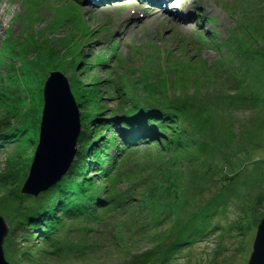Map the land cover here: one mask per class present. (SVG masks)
<instances>
[{
	"label": "trees",
	"instance_id": "16d2710c",
	"mask_svg": "<svg viewBox=\"0 0 264 264\" xmlns=\"http://www.w3.org/2000/svg\"><path fill=\"white\" fill-rule=\"evenodd\" d=\"M240 1L235 0V23L224 39L209 29L208 39L200 35L196 40L216 50L213 62L178 61L166 51L168 65L158 70L156 81L143 71L140 88L127 85L117 69L106 71L105 79L94 73L95 67L107 68L106 56L87 65L75 52L69 67L58 64L59 71H71L82 132L67 174L36 198L22 195L19 187L36 143L39 110L32 114L19 91L16 101L0 105V213L10 229L4 243L7 260L75 264L89 255L112 254L120 264H142L132 251L144 241L152 245L150 264L181 260L177 257L190 242L174 234L186 186L231 179L216 175L222 174L225 157L241 152L239 137L264 135V0ZM33 55L32 49L27 58ZM106 55L117 58L114 45ZM83 66L88 69L81 71ZM16 68L7 67L5 76ZM31 72L22 71L24 79ZM104 83L108 92L101 91ZM103 93L120 101L116 109L106 106L111 97L104 99ZM245 110L248 124L236 116ZM262 200L258 195V206ZM238 228L243 236V223ZM35 237L37 245L29 247Z\"/></svg>",
	"mask_w": 264,
	"mask_h": 264
},
{
	"label": "rangeland",
	"instance_id": "374dc122",
	"mask_svg": "<svg viewBox=\"0 0 264 264\" xmlns=\"http://www.w3.org/2000/svg\"><path fill=\"white\" fill-rule=\"evenodd\" d=\"M240 3L242 5L243 0ZM100 4H91L89 0H0V52L3 41L7 40L8 30L12 39L16 38L6 43L8 51H4L2 56L0 90L4 87L5 90L1 94L0 105L16 101V91H19L27 97V106L32 114L37 109L40 115L44 72L59 70L58 64L69 67L68 61L75 52L87 65L94 64V57L106 56L109 61L107 68H95L94 73L105 79L106 71L112 73L117 69L125 77L127 85L140 88L144 82L139 78L143 70L150 71L148 77L156 81L158 70L163 71L168 65L166 51L178 61L192 57L213 62L216 50L198 46L197 38L203 35L208 39L209 29H214L217 36L224 39L235 23L232 11L235 0H176L172 4L165 0L156 8L125 1L109 3L104 7ZM165 5L172 12H167L166 7L163 8ZM241 5H236L237 15ZM20 17L21 20L17 21ZM113 42L117 46V58L109 60L111 53L109 56L106 54ZM17 46L15 52L10 53ZM32 49L34 55L27 58ZM24 60L28 63L25 64ZM17 66L20 68L14 69L15 73L9 71L11 77L3 74L7 67ZM30 68L32 72L26 80L22 71ZM85 69L88 66H83L81 71ZM61 72L70 81L73 92L71 71ZM172 73L167 72L169 75ZM102 87L101 91H109L105 83ZM103 96L104 99L111 97V100H105L108 108L118 107L120 101L114 96L106 93ZM236 116L248 124L246 119L250 112L245 110ZM239 138L241 152L225 157L222 174L216 175L217 178L227 176L231 179L217 184L192 182L186 186L176 209L174 236L179 234L190 244L177 257L181 260H173L172 264H246L259 223L257 220L264 212V135H241ZM2 158L0 156V162ZM191 167H194L193 164ZM260 194L263 200L258 206L256 199ZM7 204L3 203L5 207ZM3 214L0 213L5 218L6 214ZM236 220L238 222H234ZM241 222L243 236H239ZM36 239L33 238L28 246L37 245ZM147 243L141 242L132 251L138 256L137 260L145 262L142 264H150L151 261H147V254L152 245ZM113 258L112 254L89 255L85 261L75 264L122 263ZM51 264L63 263L61 260Z\"/></svg>",
	"mask_w": 264,
	"mask_h": 264
},
{
	"label": "water",
	"instance_id": "95a60500",
	"mask_svg": "<svg viewBox=\"0 0 264 264\" xmlns=\"http://www.w3.org/2000/svg\"><path fill=\"white\" fill-rule=\"evenodd\" d=\"M42 96L38 144L20 189L22 195L34 198L67 174L74 161L81 132L80 112L68 80L61 72L48 74ZM9 231L5 218L0 215V264H11L5 258L3 246ZM246 264H264V215L257 224Z\"/></svg>",
	"mask_w": 264,
	"mask_h": 264
},
{
	"label": "bare ground",
	"instance_id": "6f19581e",
	"mask_svg": "<svg viewBox=\"0 0 264 264\" xmlns=\"http://www.w3.org/2000/svg\"><path fill=\"white\" fill-rule=\"evenodd\" d=\"M89 1L92 2V0H89ZM94 1H95V0H94ZM97 2H99V1H97ZM97 2H95V3H97ZM105 5H109V2L107 1L106 4H105V2L102 1L101 4H100L99 6L104 7ZM171 10H172V9H168V10H166V11H167V12H172ZM167 12H166V14H167Z\"/></svg>",
	"mask_w": 264,
	"mask_h": 264
}]
</instances>
